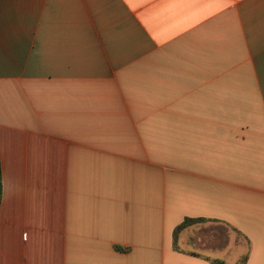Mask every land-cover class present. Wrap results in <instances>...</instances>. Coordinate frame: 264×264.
<instances>
[{"label":"crops","instance_id":"1","mask_svg":"<svg viewBox=\"0 0 264 264\" xmlns=\"http://www.w3.org/2000/svg\"><path fill=\"white\" fill-rule=\"evenodd\" d=\"M0 160V264H264V0H0Z\"/></svg>","mask_w":264,"mask_h":264},{"label":"trees","instance_id":"2","mask_svg":"<svg viewBox=\"0 0 264 264\" xmlns=\"http://www.w3.org/2000/svg\"><path fill=\"white\" fill-rule=\"evenodd\" d=\"M2 200V165H1V160H0V204ZM205 219H186L180 226H178L175 230V238H177L178 233L186 228L189 225H192L194 223L198 222H204ZM216 263H219V261H215Z\"/></svg>","mask_w":264,"mask_h":264}]
</instances>
